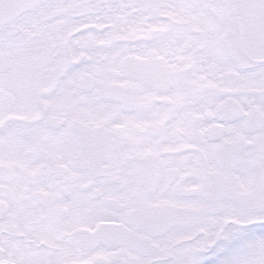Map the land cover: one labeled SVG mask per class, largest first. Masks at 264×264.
<instances>
[{
  "label": "snow or ice",
  "instance_id": "1",
  "mask_svg": "<svg viewBox=\"0 0 264 264\" xmlns=\"http://www.w3.org/2000/svg\"><path fill=\"white\" fill-rule=\"evenodd\" d=\"M0 264H264V0H0Z\"/></svg>",
  "mask_w": 264,
  "mask_h": 264
}]
</instances>
